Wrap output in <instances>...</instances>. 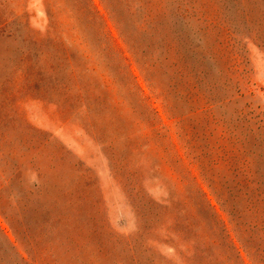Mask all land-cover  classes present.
<instances>
[{"label": "rangeland", "instance_id": "374dc122", "mask_svg": "<svg viewBox=\"0 0 264 264\" xmlns=\"http://www.w3.org/2000/svg\"><path fill=\"white\" fill-rule=\"evenodd\" d=\"M91 1L0 0V264H264V0Z\"/></svg>", "mask_w": 264, "mask_h": 264}, {"label": "trees", "instance_id": "16d2710c", "mask_svg": "<svg viewBox=\"0 0 264 264\" xmlns=\"http://www.w3.org/2000/svg\"><path fill=\"white\" fill-rule=\"evenodd\" d=\"M72 3V9L67 11L69 14V21L73 25V31L75 34H78L77 31L80 30L86 31L82 37H87L88 35H93L96 41H99L101 44H107L109 48L114 49V44L105 36L103 30L100 26L102 24V18L99 13L96 11L95 7L91 0H69ZM51 22L55 19L54 15H50ZM100 22V26H99ZM155 30V29H153ZM157 31V30H156ZM155 31V32H156ZM52 38L51 34L47 32L46 35H37L36 40H47ZM161 47L158 48V50ZM116 50V49H115ZM117 52V51H116ZM131 89H134L131 83ZM140 100L144 102L143 97L140 95Z\"/></svg>", "mask_w": 264, "mask_h": 264}]
</instances>
